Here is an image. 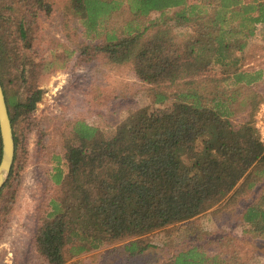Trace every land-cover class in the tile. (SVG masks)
<instances>
[{"label": "trees", "instance_id": "1", "mask_svg": "<svg viewBox=\"0 0 264 264\" xmlns=\"http://www.w3.org/2000/svg\"><path fill=\"white\" fill-rule=\"evenodd\" d=\"M17 1L34 10L48 5ZM65 8L89 41L83 53L131 64L148 86L153 107L132 114L108 136L82 119L70 121L64 134L67 173L57 167L52 174L57 188L39 218L37 252L48 264H65L127 241L123 252L144 254L151 246L144 235L200 215L256 184L255 197L240 215L247 232L264 236V146L253 125L264 97L256 82H264V70L244 68L234 55L244 50L256 25L264 24V0H67ZM153 12L157 18H149ZM1 22L0 82L13 128L19 115L34 109L41 91L22 102L8 90L4 71L17 57L8 45L9 25L18 35L25 27L6 16ZM170 22L186 31L177 48L171 46ZM211 62L220 75L209 73ZM239 112L247 117L235 123ZM17 140L14 135V161L0 197L18 172ZM225 262L196 243L173 253L167 264Z\"/></svg>", "mask_w": 264, "mask_h": 264}, {"label": "rangeland", "instance_id": "2", "mask_svg": "<svg viewBox=\"0 0 264 264\" xmlns=\"http://www.w3.org/2000/svg\"><path fill=\"white\" fill-rule=\"evenodd\" d=\"M46 1L48 5L34 10L26 2L0 0L1 27L5 16L25 27V33L18 35L17 27L9 25L8 45L17 57L4 71L6 86L22 102L33 90L41 91L34 109L19 115L13 126L18 137V172L0 197V216L5 215L0 221V264H48L35 248L34 235L49 199L55 196L52 174L57 167L63 176L67 173L64 134L70 121L82 119L108 136L132 114L153 107L148 86L136 78L131 64H113L102 54L83 53L89 41L79 21L65 12L67 0ZM158 15L153 12L149 18ZM170 24L175 34L171 46L177 48L186 31ZM234 55L244 68L264 70V24L256 25L244 50ZM208 70L214 75L221 72L213 62ZM260 81L256 84L264 95ZM245 113L239 112L233 121L244 120ZM257 188L258 184L200 215L144 235L141 239L151 245L144 254L129 256L123 252L127 241L114 242L71 257L65 264H145L152 260L167 264L173 253L196 243L224 264H264V236L247 232L240 215Z\"/></svg>", "mask_w": 264, "mask_h": 264}, {"label": "water", "instance_id": "3", "mask_svg": "<svg viewBox=\"0 0 264 264\" xmlns=\"http://www.w3.org/2000/svg\"><path fill=\"white\" fill-rule=\"evenodd\" d=\"M0 137H1V157H0V190L9 175L15 155V141L8 107L5 100L3 87L0 82Z\"/></svg>", "mask_w": 264, "mask_h": 264}, {"label": "built area", "instance_id": "4", "mask_svg": "<svg viewBox=\"0 0 264 264\" xmlns=\"http://www.w3.org/2000/svg\"><path fill=\"white\" fill-rule=\"evenodd\" d=\"M253 125L259 136V140L264 146V99L260 102L253 115Z\"/></svg>", "mask_w": 264, "mask_h": 264}]
</instances>
